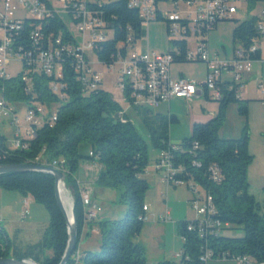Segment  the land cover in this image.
I'll list each match as a JSON object with an SVG mask.
<instances>
[{
	"label": "trees",
	"instance_id": "trees-1",
	"mask_svg": "<svg viewBox=\"0 0 264 264\" xmlns=\"http://www.w3.org/2000/svg\"><path fill=\"white\" fill-rule=\"evenodd\" d=\"M99 6L112 37L97 42L94 54L103 65L110 67L116 63L119 54L125 55L128 49L134 48L142 38L145 26L139 11L129 6V0H102ZM160 19L163 18L158 14L156 20ZM256 22L255 17L239 22L233 29V43H239V47L243 46L248 51L255 42H263ZM39 25L45 37L51 35L55 40L61 36L66 42H77L68 26L55 14L53 18L43 21L25 18L15 45L30 46L28 33ZM217 25L218 22L215 27ZM170 42L181 49V55L175 56L174 62H188L184 58L185 43L176 40ZM260 53L261 47L255 52L249 51L253 60L258 59ZM62 57L64 72L60 80L63 84L60 94L53 91V78L44 72L33 74L34 86L30 93L25 90L22 72L3 81L6 97L11 102L28 105L38 101L49 106L58 104V107L55 124H45L38 128L36 136L27 141L28 146L25 148L8 151L7 138L0 134V153L6 155L0 163L35 162L39 156L48 163L65 160L66 183L74 196L78 246L85 222L76 173L82 161L96 158L101 166L96 185L118 189L120 201L127 205V210L120 220L97 222L101 249L99 252L85 251L79 264H145V248L133 239L141 233L145 224L141 216L149 183L141 175L150 163L148 142L127 116V111L124 113L128 119L126 122L117 117V113L124 109L101 85L86 94L79 74L75 71L73 58L66 53ZM219 87L222 97L218 100L216 115L207 121L194 122L192 135L184 138L180 145L171 144L169 139L171 124L179 122L176 115L157 114L153 117L152 108L133 106L130 83L126 84L122 94L142 118L154 148L160 151L176 146V149L171 150L172 161L176 167H183L180 176L192 178L212 196L217 218L229 222L230 226L238 225L244 231L241 237H227L223 233L208 237L207 245L216 253L229 251L264 261V213L260 212V203L249 192L248 168L254 156L249 150L248 124L241 137L224 138L219 135V129L226 120L228 105L237 102L239 114L247 118L249 100H241L238 89L230 88L229 82L223 81ZM153 120L156 127L152 126ZM195 143L198 144L196 148ZM91 151L94 156L90 155ZM213 164H217L221 170L220 182L210 177L209 168ZM0 188L19 191L23 196L29 195L45 205L49 223L39 247L42 251L44 248L50 249L52 254L42 260L33 259L40 264H58L67 246L68 232L66 217L56 199L55 177L45 172L0 174ZM189 222H178L179 233L185 238L182 257L179 261L165 259L158 264H205L201 259L205 239L188 229ZM10 243L11 240L0 224V257H10ZM67 264H75L73 256Z\"/></svg>",
	"mask_w": 264,
	"mask_h": 264
},
{
	"label": "built area",
	"instance_id": "built-area-1",
	"mask_svg": "<svg viewBox=\"0 0 264 264\" xmlns=\"http://www.w3.org/2000/svg\"><path fill=\"white\" fill-rule=\"evenodd\" d=\"M62 5L57 9L51 0H0V122L8 118L9 124L14 127V138L12 145H8L7 150L20 147H27L28 140L36 136V130L45 124L54 125L57 120V108L54 105H45L38 101H32L26 106L25 121L22 126L17 116V112L22 105L11 102L6 97V88L3 81L11 77L7 72L9 63L12 60H18L25 63L22 71V80L24 81L26 92L33 91V74L44 72L53 78V91L60 94L63 84L60 81L63 78V53L71 56L74 60L75 71L79 74L86 94L98 88L102 79L99 73L91 67V56H88V50H92L96 43L108 38L109 29L103 19L99 4L102 0H59ZM172 2V11L163 15L159 7L160 2ZM236 1L242 0H129V6L139 11L144 26L157 19L158 14L167 22L168 34L170 40L177 42L183 41L186 45L184 58L187 61H203L207 64V74L202 83L190 80L184 77H171L170 67L175 61V56L181 55V49L172 45V49L166 53L134 51L128 49L125 55L119 54L116 63L120 65L118 87L124 90L126 84L130 83L132 87L131 97L133 106H143L149 108L160 107L164 103H169L172 99H183L185 101L193 100L199 93L211 91L213 98L219 100L222 97L219 84L224 80V72L231 76L229 81L230 88H237L243 79V73L252 69L254 61L249 54L255 52L263 45V42H255L247 51L242 47L234 50V56L230 59H212L209 54L207 36L217 22L232 18V15L238 12ZM247 1V0H243ZM186 5V16L179 14L180 4ZM24 9L30 13L29 17H17L16 12ZM58 15L68 26L76 43L62 40L61 36L53 40L52 36H44L41 26H37L28 33L31 45L25 47L22 44L15 45L20 36L25 18H34L37 21L49 20ZM71 21L73 30L68 25L65 18ZM257 23V28L264 39V9L262 10ZM76 32V33H75ZM78 35L81 37L79 39ZM89 37L86 47V37ZM194 40L195 48H189L190 42ZM115 63V64H116ZM114 66L111 65L110 68ZM261 92L264 94V84L260 85ZM128 103V108H133ZM127 110L117 113V117L126 122L128 119L124 116ZM10 146V147H9ZM194 147H198L195 143ZM172 146L169 149L159 151L154 162V169L160 173L163 181L169 187L186 186L193 194L191 199L193 210L196 217L188 223V229L196 232L200 238L205 239L202 248V261L207 264L211 260H233L236 264H264V261H258L247 254H233L229 251L216 253L207 245L208 237L219 236L225 228H230L229 222H223L216 217L217 211L212 196L204 189L200 190V185L192 178L186 179L180 175L183 173V167H176L172 161ZM90 155L94 156L93 152ZM5 153H0V160L5 158ZM97 170L101 169L96 158L93 159ZM36 164L50 165L64 171L65 160H54L50 163L45 162L42 157H37ZM200 165V164H199ZM210 177L215 182L222 181V174L219 166L213 164L209 168ZM79 187L81 202L83 205V219L85 223L95 221L98 218V206L92 198V189L84 186L76 178ZM31 196H24L22 217L29 215V202ZM144 213L141 218L146 222L149 219L147 215L148 207L144 205ZM164 221L170 220L167 214L163 217ZM183 239H185L183 237ZM75 264H79L83 258L77 248L72 255ZM182 257V251L178 254Z\"/></svg>",
	"mask_w": 264,
	"mask_h": 264
},
{
	"label": "rangeland",
	"instance_id": "rangeland-1",
	"mask_svg": "<svg viewBox=\"0 0 264 264\" xmlns=\"http://www.w3.org/2000/svg\"><path fill=\"white\" fill-rule=\"evenodd\" d=\"M54 7L59 9L61 8L62 3L59 0H51ZM103 1H115V0H103ZM236 5L238 7V12L232 15L231 20H221L218 22L217 27L211 29L209 31V36H208V44L211 50V58L212 59H219V60H224V59H230L234 56V48L239 47V43H233V29L234 27L241 21L251 19V18H256V23H259L260 16L262 13V10L264 9V0H247V1H236ZM159 7L161 9V12L165 16L168 11H172V2H160ZM186 5L185 3L180 4V9H179V14L181 16H186ZM30 13H27L24 9H19L16 12L17 17H29ZM67 21L68 25L70 28L73 30V26L71 21L67 18H65ZM145 38L140 39L136 45L134 46L133 50L134 51H140V52H163L166 53L169 50L172 49V45L170 42V36L168 34V29H167V22L164 19L160 20H153L150 22L149 26L145 28ZM76 33V32H75ZM79 39L81 37L78 35ZM109 37H112V33H108ZM263 40V39H262ZM88 41L89 37H86V47L88 46ZM264 45V43H263ZM263 53H264V46H261ZM189 48L193 49L195 48V43L194 40L190 42ZM88 56H91V67H93L100 75L102 79L101 83V88L108 91L113 95V98L116 99L117 101L119 100L122 103L123 107L127 106V103L124 102L123 96H122V91L118 87V77H119V69L120 65L119 64H114L111 68L103 65L98 61L96 55L92 52V50H88ZM190 64H206L203 61H188ZM24 69V63L22 61L18 60H12L9 63V66L7 68L8 74H10L12 77H16L19 75ZM198 74L201 73V70L197 71ZM203 78V77H202ZM195 80L200 82L201 79ZM263 84V83H262ZM261 85V84H260ZM259 89L261 90V87L259 86ZM201 97V96H200ZM199 98V97H198ZM198 98H194V100H197ZM181 102H176L172 106V111H169L168 106H165L164 103L160 107L157 108H152V113L153 117L156 116L157 114H175L179 118V122L173 123L170 126L169 129V139L171 144L174 145H180L183 141L184 138L190 137L192 135V127L194 121L196 120L188 121L185 119L187 115L189 114V107L193 103L187 102L183 99H181ZM238 104V103H237ZM58 104H54V108H57ZM239 113V112H238ZM25 115H26V106L22 104V107L19 108L17 112V116L21 121V125L25 126L26 121H25ZM129 115V114H128ZM244 118L246 121V117L239 114ZM250 115V114H249ZM152 117V118H153ZM227 117V114H226ZM133 118H134V123L139 131V133L147 140L148 142V148H149V154H150V163L153 161L155 156L157 155L158 149L154 148V146L150 143L149 138H148V130L145 127L142 118L137 115L136 111L133 112ZM9 119L5 118L3 121L0 122V134L5 135L7 138V144L12 145V141L14 138V127L9 124ZM231 121L234 122V118L231 117ZM252 121L256 123H264V114L260 109H257L254 114L252 115ZM248 123H245V125ZM244 125V127H245ZM152 126L156 127V122L153 120ZM244 131V129H243ZM248 132H249V144L251 145L250 152L253 154L254 159L249 165L248 168V179H249V172L252 167L258 168L261 164L264 163V157L261 156V154H257L256 151V146L259 145L261 141V136L260 133L262 132L261 129H256L254 130L253 134L251 133L250 126L248 124ZM243 132L237 136V137H230V138H238L241 137ZM10 147V146H9ZM161 177V174L159 175ZM159 181H153L149 182V190L145 196V200L150 203V206L154 208L162 207L168 202V207L170 210H173L171 214V219L168 221L170 222L169 224H174L178 227V222L184 220V219H179L177 214L181 213V215H185L189 220H193L196 217V212L193 210L192 207V202L191 199L190 201L186 200V195L190 192V190L186 186H180V187H169L164 181H161V179H158ZM250 183V181H249ZM167 187V188H166ZM96 195H95V203L98 206V212L99 216L95 221V225L93 226V231L92 234L89 235L86 239L82 237L81 242L77 246V250L81 253L84 254V251L81 248L82 243H88L90 245V251L92 252H99L101 247V234L100 232L98 233L99 227L97 222L99 220H120L124 217L125 212L127 210V205L123 202L120 201V191L118 189L114 188H106L107 191L102 192L101 188L96 185ZM68 190L71 193V196L74 199L73 193L71 189L68 187ZM200 190L203 191V187L200 185ZM171 192L174 194V192L177 194L175 195V198L171 197ZM191 193V192H190ZM250 193L254 195L252 189H250ZM148 194H151L154 198L156 203L153 204L149 199H147ZM192 194V193H191ZM256 195L254 197L256 200L260 203V212L264 213V186L260 189H258L255 192ZM22 194L19 191L16 190H6L3 188H0V209L2 207V203L6 206H8V210L14 209L15 203H17V198L21 196ZM193 195V194H192ZM174 197V195H173ZM185 199L186 203H181ZM36 202V207H37V213H36V220L38 222H42L48 224L49 223V213L43 203H40L38 201ZM180 202V203H178ZM184 202V201H183ZM29 212L31 213V207ZM26 217V219L23 221V223H20L24 227L28 222H30L31 214ZM161 224H166L164 221H159ZM89 223V222H88ZM88 223H85L88 224ZM0 224L5 228V223L0 221ZM148 223L147 221L144 224V227L147 226ZM244 231L242 230L241 227L238 225L232 224L230 228H225L223 230V235L227 237H241L243 236ZM12 241H15L12 235H10ZM146 239L149 238V236H146V233L141 234L140 236L137 235L133 240L137 241L138 238H144ZM179 243L183 245V237L181 235H178ZM168 245H172V239L168 235L167 238ZM181 245V246H182ZM44 253L42 254V257H46L51 255L50 249L44 248L43 249ZM180 250H178L179 252ZM178 257L176 254L175 261H178ZM217 260V259H216ZM82 261V259H81ZM80 261V263H81ZM233 261V260H231ZM212 261L207 262L208 264H211ZM235 262V261H233ZM236 264V262H235Z\"/></svg>",
	"mask_w": 264,
	"mask_h": 264
},
{
	"label": "crops",
	"instance_id": "crops-1",
	"mask_svg": "<svg viewBox=\"0 0 264 264\" xmlns=\"http://www.w3.org/2000/svg\"><path fill=\"white\" fill-rule=\"evenodd\" d=\"M148 26H145V28ZM145 36L146 35L144 31L142 38H145ZM208 36H207V42H208ZM208 49H209V54L211 56V50L209 44H208ZM198 70H201L200 74L197 73ZM170 73H171V77L173 78L184 77L194 81L203 77L199 82L202 83L207 74V64H190V62H173L170 67ZM222 78L224 81L229 82L231 76L228 72H224ZM262 83L264 84V53L261 47L260 57L252 62L251 71L243 73V79L238 85V97L241 100H249L250 115L246 118L245 121L244 118L240 116L238 113L237 102L230 103L227 107L226 120L219 129V135L224 138L237 137L243 132L245 123L249 124L252 134L254 130L261 129L262 130V132L260 133L261 141L259 145L256 146L255 152H257V154H261V156L264 157V123L261 124L259 122L256 123L252 121V115L257 109H260L264 114V94L259 89V86ZM195 98L198 99L197 100L193 99L194 101L191 100L193 101V103L190 105L189 114L187 115V117H185V119L191 122L193 120L207 121L216 115L219 107V102L218 100L213 98L211 91L208 92L204 91L202 93H199ZM181 101H182L181 99H172L169 103L165 104V106H168L169 111L173 112L172 111L173 104ZM191 101H187V102H191ZM118 102L122 106V103L119 100ZM124 102L127 103L125 99ZM123 109L127 110V116L131 118V120L134 122V118H133L134 110L132 108H128V103L126 107H123ZM231 117L234 118V122L230 120ZM249 150H252L250 144H249ZM158 154H159V150L157 151V155L155 156L153 161L149 163L145 172L141 175L149 182H153L156 180L159 181L158 179H161V181H163L162 176L161 177L158 176V174L160 175V173L156 172L154 169V162ZM93 161H94L93 159L82 161L78 169V172L76 173V178H78V180L81 182L82 185L90 187L92 189V198L95 201V195L97 190L96 180L101 169L97 170L95 166V162ZM249 175H250L249 192L250 189H252L254 195H256L255 192L264 186V163L261 164L258 168L252 167L249 172ZM101 191L105 192L107 191V189L101 188ZM176 194L177 192L176 193L174 192V194L171 192V197L175 198ZM192 196L193 195L189 192L186 195L185 199L190 201ZM23 198H24L23 195L19 196L16 199L17 203H15L14 209L12 208L10 209V211L8 210L9 207L4 205L3 203L0 209V221L5 223V228L4 227L3 228L7 233L9 239L11 240L10 256L16 258L23 256L25 258L30 257V258L42 260L43 259L42 254L44 252L41 250L39 246L41 244L45 229L47 228L48 224L46 223L41 224L42 222H38L35 219L37 213V207L35 200L31 197V200L29 202V210L31 207V213L29 212L31 214V218L29 220L30 222H28L24 227H22L23 225H21L20 223H23V221L26 219L22 217ZM147 199L153 202V204L156 203L155 198L151 194H148ZM185 199L183 200L184 202L182 201L181 203H186ZM145 205L148 207V210L146 212L147 215L149 216V219L147 220L148 225L143 227L139 236L143 233H146V236H149V238L146 239V237H144V238H138L137 241L135 240V242L139 243L145 248L146 251L145 264H158L159 261L165 259L175 261L176 254L178 257V254L182 250V246H181L182 244L179 243L180 238H178V235H180L179 229L176 225L174 226V224H169L170 223L168 222L169 220L168 221L163 220V217L167 214V212H168V216L171 219V214L173 210H170L169 207L167 206L168 202L162 207L154 208L150 206L149 201L147 202L145 200ZM177 216L179 219L190 221L185 215H181V213L180 214L178 213ZM160 220L164 221L166 224H161V222H159ZM95 221L89 222L84 226L81 239L82 237L86 239L89 235L92 234ZM99 232L100 230H98V233ZM10 235H12L15 241H12ZM168 235L172 239L171 246L168 245V241H167ZM81 248L84 252L90 251V245L88 243L87 244L82 243ZM178 250L180 251L178 252ZM50 254H52V252H50ZM178 259H180V257H178ZM213 261L214 262H211V264H235V262L231 260L215 259Z\"/></svg>",
	"mask_w": 264,
	"mask_h": 264
},
{
	"label": "water",
	"instance_id": "water-1",
	"mask_svg": "<svg viewBox=\"0 0 264 264\" xmlns=\"http://www.w3.org/2000/svg\"><path fill=\"white\" fill-rule=\"evenodd\" d=\"M19 172H45L50 173L55 177V194L57 202L62 209L66 221H67V232H68V241L65 252L58 264H67L68 260L72 257L73 253L76 250L78 243V228L77 221L74 211V199L71 206V216L68 215L59 193V184L62 182L68 189L66 183V173L58 168H55L50 165L36 164V163H0V174L6 173H19ZM0 264H40L36 260L30 257L26 258H16V257H0Z\"/></svg>",
	"mask_w": 264,
	"mask_h": 264
},
{
	"label": "bare ground",
	"instance_id": "bare-ground-1",
	"mask_svg": "<svg viewBox=\"0 0 264 264\" xmlns=\"http://www.w3.org/2000/svg\"><path fill=\"white\" fill-rule=\"evenodd\" d=\"M59 193H60L62 203L68 215L71 216V206H72L73 199L71 197L70 191L66 188V186L62 182L59 184Z\"/></svg>",
	"mask_w": 264,
	"mask_h": 264
}]
</instances>
